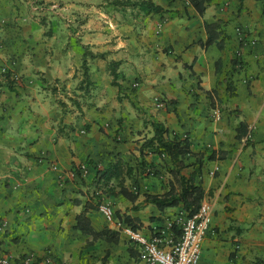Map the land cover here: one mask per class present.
<instances>
[{
  "label": "crops",
  "instance_id": "1",
  "mask_svg": "<svg viewBox=\"0 0 264 264\" xmlns=\"http://www.w3.org/2000/svg\"><path fill=\"white\" fill-rule=\"evenodd\" d=\"M48 2L0 0V257L144 264L117 212L138 219L145 237L177 238L181 207L161 213L142 197L168 181V158L138 151L157 121L187 136L193 153L228 152L205 162L197 179L214 204L198 264L264 259V0H208L202 16L190 0H152L164 12L135 21L113 0H60L63 24L51 22ZM217 22L222 51L201 45L204 24ZM84 53L92 55L86 73ZM4 72L16 79L11 91ZM240 123L247 141L235 139ZM109 168L97 184L96 172ZM120 186L139 194L135 203L117 194ZM84 211L94 230L119 231L118 244L86 246L92 237L74 229Z\"/></svg>",
  "mask_w": 264,
  "mask_h": 264
},
{
  "label": "trees",
  "instance_id": "2",
  "mask_svg": "<svg viewBox=\"0 0 264 264\" xmlns=\"http://www.w3.org/2000/svg\"><path fill=\"white\" fill-rule=\"evenodd\" d=\"M113 3V6H115L120 12L133 10L143 16L162 14L164 12V9L161 6L154 4L152 0H116ZM207 3L208 0H190V5L200 16L204 14ZM204 30L206 33V41L201 45L205 48L211 45H216V47L222 51L225 44L218 22L204 24ZM90 57H92L91 54L84 53L81 64V69L84 73L87 71V59ZM219 64L220 63L217 64L218 68ZM111 74L113 77L112 84L120 88V86L116 83L117 77L112 69ZM2 76L6 81L7 89L11 91L16 83V79L12 78L9 72H4ZM150 125L153 130V136L150 139L144 140L141 144L138 149L139 155L140 158H142L147 152L156 154L161 158L166 156L168 158V163L164 167V170L168 176V181L166 189L162 193L143 194L142 197L144 204L154 206L157 211L161 213L168 209L181 207L186 217L192 218L197 215L202 203L208 196L202 186V183L197 180L198 177L201 176L204 163L207 161L226 160L228 152L215 150L209 151L204 149L198 153H193L191 150L190 140L187 136L179 134L170 135L168 129H166L162 123L157 121H151ZM247 133V126L244 123H240L235 139L240 142L245 138L247 141ZM187 158H193V162L187 164L185 161ZM119 168H117L116 171L119 172ZM188 168H192L193 171L188 177H186L182 172ZM110 171V168L108 170L97 171L94 180H99V182L96 181V183L100 184V182H104V180L106 181L109 179ZM151 173L152 172L149 171L146 172L145 175H150ZM114 175L116 178H119L120 173L115 172ZM107 185L108 183L105 184L106 187ZM113 193V190L110 188H106L103 192L105 196H110ZM117 194L132 203H135L139 197L138 193L134 194L123 186H120ZM98 204L99 203L96 204V207H98ZM134 209L136 208L134 207ZM86 213L87 212L84 211L76 217V224L74 226V229L80 231L83 235L92 237V242L88 243L86 246L89 247L93 244V242L98 240L104 241L108 244H118L120 239L119 231L108 228H104L101 231L94 230L91 225V220ZM115 217L118 224L126 226L132 232L140 231L141 223L138 219L132 218L126 214H120L119 212L115 214ZM133 245L136 247L135 243H133ZM130 251L132 254V248H130ZM255 264H264V259L256 260Z\"/></svg>",
  "mask_w": 264,
  "mask_h": 264
},
{
  "label": "built area",
  "instance_id": "3",
  "mask_svg": "<svg viewBox=\"0 0 264 264\" xmlns=\"http://www.w3.org/2000/svg\"><path fill=\"white\" fill-rule=\"evenodd\" d=\"M214 118L218 119V113L214 114ZM98 210L106 221H112L114 212L110 206L101 204ZM213 212L214 204L204 201L197 215L180 222V234L175 239L162 235L145 237L129 228L126 230L136 244L138 257L144 264H198L203 241L211 232ZM0 264L15 263L10 257L4 256L0 258ZM23 264H30V261L24 260Z\"/></svg>",
  "mask_w": 264,
  "mask_h": 264
},
{
  "label": "rangeland",
  "instance_id": "4",
  "mask_svg": "<svg viewBox=\"0 0 264 264\" xmlns=\"http://www.w3.org/2000/svg\"><path fill=\"white\" fill-rule=\"evenodd\" d=\"M48 1L49 0H47V2ZM113 1H116V0H113ZM120 1H122V0H120ZM35 4H37V3H35ZM42 5H43V3H42ZM47 7L50 8L54 12L52 15V21H51L52 23H57V24L62 23L63 24L67 21L66 19L64 20L63 18H61L59 15H56V12H61L60 9H61L62 5H61L60 0H51L50 2L47 3ZM137 16L140 17L139 13L137 11H133V12H131V15L129 16V19L135 21V18ZM41 22H44V21L41 20ZM61 93H64L63 90ZM103 204H106V205L110 206V208H111V205H109L107 203H103ZM5 257H8V256H5ZM0 258H2V257H0ZM253 260H254V257H251V263L253 262ZM11 261H12V258H11Z\"/></svg>",
  "mask_w": 264,
  "mask_h": 264
}]
</instances>
